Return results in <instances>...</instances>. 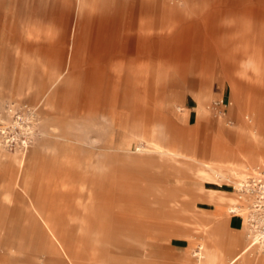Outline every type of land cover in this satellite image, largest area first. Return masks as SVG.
<instances>
[{
  "label": "rangeland",
  "instance_id": "obj_1",
  "mask_svg": "<svg viewBox=\"0 0 264 264\" xmlns=\"http://www.w3.org/2000/svg\"><path fill=\"white\" fill-rule=\"evenodd\" d=\"M0 6V264H199L206 228L230 264L264 230V0Z\"/></svg>",
  "mask_w": 264,
  "mask_h": 264
},
{
  "label": "bare ground",
  "instance_id": "obj_2",
  "mask_svg": "<svg viewBox=\"0 0 264 264\" xmlns=\"http://www.w3.org/2000/svg\"><path fill=\"white\" fill-rule=\"evenodd\" d=\"M23 142L25 145H27L26 140H24ZM249 155H250L249 153L245 154L246 157ZM19 162L22 165L23 161L20 160ZM215 162H217L220 165L228 166L230 168V172L235 176H242L243 174H246L247 171H249L248 169L250 168L249 166L248 167L243 166L242 164H235V163H227L226 164L225 162L219 161V160H215ZM254 171H256L257 174H260L264 178L263 172L258 171L257 169H254ZM223 179H225V178H223ZM247 182H248V180L238 181L236 185L239 189H243L245 187V185H247V184L249 185V183H247ZM225 192L226 191L223 189H218V190L214 189L213 191H210L208 194L206 193L207 199L209 202L224 201V200L226 201V199L228 197L226 196ZM228 200L231 204L230 210L234 213L239 212V209L236 207V204L238 202H240L239 198L234 196L233 198H228ZM256 211L258 212V210H256ZM245 227H247L246 224H244L242 229L245 230ZM250 227H251V229L249 231H250L251 239H250L248 245L230 261L231 262L230 264H234L235 262L238 261V259L245 257L248 254V252L250 251V249L256 244H260L262 249H264V230H262V232H257V226L254 224H252ZM202 244H200V246H199L200 250H202L204 247V245H202ZM234 244L236 245V240L234 241ZM208 251H209V256H208V260L206 262H208V263L213 262V264H228L226 262V257H227V253H228V246H227L226 239L221 241V243H219L218 247H216V248L210 247V249L208 248Z\"/></svg>",
  "mask_w": 264,
  "mask_h": 264
},
{
  "label": "crops",
  "instance_id": "obj_3",
  "mask_svg": "<svg viewBox=\"0 0 264 264\" xmlns=\"http://www.w3.org/2000/svg\"><path fill=\"white\" fill-rule=\"evenodd\" d=\"M1 7V6H0ZM22 39H24L25 40V42H28V43H32V42H30V41H28L27 39H26V37H24V33H23V35H22ZM17 53V52H16ZM26 53V52H25ZM17 55H20L21 56V58H22V60L24 59L23 58V56L21 55V53H17ZM27 55H29V54H27ZM37 69H38V67H36ZM254 142V141H258L257 140V138H251V140H250V142ZM249 154H251V152L249 151L248 152ZM25 192L28 194V189H27V187L25 188ZM33 195V194H32ZM202 197H205L204 195H202ZM225 201V200H224ZM209 202V201H208ZM210 203H212V202H210ZM214 209H215V207H214ZM219 212H221V211H219ZM227 223L229 224V226L231 227V228H236V226H234V225H237V223L235 224V222H234V219H233V217L232 216H229L228 218H227ZM48 227H49V230H50V233H51V236L53 237V238H55V240L57 241L58 240V238H57V234H56V231L54 230V228L50 225V224H48ZM236 229H238V228H236ZM228 236H230V234H227V235H225V237H223V240H225L226 239V242H227V237ZM215 236L209 231V229L208 228H206V241H204V242H202L201 244L202 245H204V247H203V250L205 251V253L207 254V256H209V251H208V248L210 249V247L212 248V245H211V241H212V238H214ZM223 240H221V241H223ZM234 249H236V246H232V248H230V247H228V253H227V255L229 254V253H234ZM227 258V257H226ZM211 263H213V262H211ZM199 264H209L208 262H206V261H203V262H201V263H199Z\"/></svg>",
  "mask_w": 264,
  "mask_h": 264
}]
</instances>
